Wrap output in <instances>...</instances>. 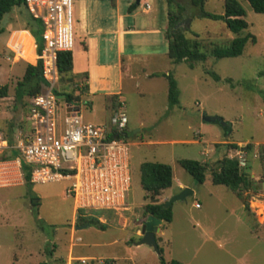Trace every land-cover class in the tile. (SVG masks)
I'll return each instance as SVG.
<instances>
[{
  "label": "rangeland",
  "instance_id": "rangeland-1",
  "mask_svg": "<svg viewBox=\"0 0 264 264\" xmlns=\"http://www.w3.org/2000/svg\"><path fill=\"white\" fill-rule=\"evenodd\" d=\"M192 1L176 0L170 5L168 0H142L137 8L141 18L154 16L157 26L167 22L171 10L183 8L177 28L188 40L199 42V50L207 60L171 63L169 72L180 93L175 107L169 103L166 75L141 80L139 89L127 91L124 108L131 144L128 206L121 211L76 212L74 199L67 196L70 181L26 186L20 165L14 161L2 164L3 158L10 155L6 151L0 156V264H160V251L144 245L137 247L142 239L145 208L154 202L165 203L185 189L194 194L172 206L173 221L164 223L157 235L159 250L167 263L264 264V15L255 13L247 1L236 0L245 9L249 24L247 30L236 35L224 21L203 16L223 15L225 0H202L198 4ZM119 3L128 13L129 3L135 1ZM146 3L152 8L151 16L141 14ZM27 13L24 6L15 8L5 17L0 35V86L9 89L8 97L0 99V135L14 144L24 132L28 117V107L17 102L16 90L29 62L35 60V46L28 33H21L25 46L17 53L25 60H16L7 43L12 32L26 29ZM248 35L256 37L257 42H249L242 56L215 58L216 50L228 49L236 38ZM158 68L162 70V64ZM80 107L86 123L101 122L86 103ZM65 113L63 108L62 118ZM204 115L222 118L231 125V131L226 132L219 123L204 122ZM201 137L214 142H245L236 152L245 148L247 167L243 171L252 181L251 175L258 177V193L245 188L235 193L228 187L214 186L209 172L205 183L198 184L179 161H208L210 172L217 167L219 161L212 160L217 157L202 156L205 146L191 143ZM220 147L224 155L227 148ZM256 152L258 158L254 157ZM145 163L173 168V188L155 201L146 198L141 186V166ZM246 202L253 215L250 219L244 209ZM86 216L99 221L105 229L89 224L77 230L88 224Z\"/></svg>",
  "mask_w": 264,
  "mask_h": 264
},
{
  "label": "built area",
  "instance_id": "built-area-1",
  "mask_svg": "<svg viewBox=\"0 0 264 264\" xmlns=\"http://www.w3.org/2000/svg\"><path fill=\"white\" fill-rule=\"evenodd\" d=\"M76 1L25 0L28 12L43 26L42 53H38L36 45L35 60L29 63L42 62L48 87L30 100L28 132H21L13 146L0 135V156L6 151H18V161L33 169V184L70 181L67 196L74 199L77 211H121L128 206L131 190V144L126 133L128 118L124 105L109 124H88L78 104L62 103L55 93L60 82L58 56L73 52L76 44ZM145 8L148 11L150 6L147 4ZM24 46L20 37L10 48L17 53ZM85 87L86 82L73 86L79 95ZM63 108L66 113L62 118ZM254 157L258 158L259 153ZM231 160L238 161L241 170L247 167L243 151Z\"/></svg>",
  "mask_w": 264,
  "mask_h": 264
},
{
  "label": "crops",
  "instance_id": "crops-1",
  "mask_svg": "<svg viewBox=\"0 0 264 264\" xmlns=\"http://www.w3.org/2000/svg\"><path fill=\"white\" fill-rule=\"evenodd\" d=\"M133 4L129 3L128 13H126L120 7L119 0H77L75 2L76 44L72 52V74L76 79L75 83L86 82L85 90L80 95L79 106L86 103L98 117L101 122L94 125L109 124L114 113L121 105H124L128 98L127 91L139 89L141 80H156L160 76L162 78L167 76L169 97V76H171L169 69L171 63L175 64L169 57V40L166 36L169 29V14L167 22L163 26H157L154 16L141 18L137 9L130 12ZM147 4L142 5L141 14L151 16L152 8L148 4L150 9L147 11L145 8ZM21 33H28L34 40L35 47L37 45L28 30L12 32L7 47L16 54V60L22 59L10 47L15 40L21 37ZM32 64L35 65V63ZM159 64H162V70H159ZM191 143L205 146L202 156L211 158L213 155L217 159L212 160L217 161L224 157L229 160L236 157V149L228 148L227 145L240 146L245 142L238 144L230 140L214 142L201 137L200 140ZM210 145H215V147L208 148ZM219 145L227 148L224 155L222 154L224 148L219 149ZM244 150L245 148L240 151L244 152ZM18 159L12 161L22 167L23 162L20 163ZM12 161L1 162L9 165ZM207 163L208 161H204L202 164ZM251 178L258 191L255 185L259 182L258 177L251 175ZM247 204L249 202L244 205L245 212H247ZM246 215L249 218L248 214ZM139 246L137 244V247ZM79 259L83 262L86 260V258H75L78 261ZM113 261L117 260L114 258Z\"/></svg>",
  "mask_w": 264,
  "mask_h": 264
},
{
  "label": "trees",
  "instance_id": "trees-1",
  "mask_svg": "<svg viewBox=\"0 0 264 264\" xmlns=\"http://www.w3.org/2000/svg\"><path fill=\"white\" fill-rule=\"evenodd\" d=\"M247 1L253 11L257 14L264 15V0H245ZM142 2V1H141ZM140 2V4H141ZM172 5L176 0H168ZM194 4L202 2V0H193ZM140 4H135L130 7V12L135 11ZM25 7V0H0V35L3 34V22L5 17L9 15L15 8ZM26 9V7H25ZM27 10V9H26ZM28 11V10H27ZM184 9L179 8L178 12H169V29L167 31V39L169 40V57L175 64L182 62H190L195 64L198 62H205L207 60L206 55L202 54L199 50L200 44L198 41L188 40L185 33L177 28V23L182 19ZM213 20L224 21L227 28L234 34L240 35L242 32L249 28V24L246 21L247 13L243 6L236 0H225L224 14L221 16H214L210 14H203ZM26 29L28 30L36 41L38 53L41 54L43 50V26L42 23L35 19L29 12L26 14ZM251 42L256 44V37L248 35L246 37L236 38L231 47L225 50H216L214 56L216 59L224 58H237L244 54L247 44ZM58 70L60 75L59 87L55 90L57 95H65L67 104H80L81 96L77 95V90L73 88L75 84V78L73 72V54L72 52H63L58 56ZM193 66V65H192ZM217 80L220 77L215 75ZM48 84L43 75V64L41 61L37 65L29 64L26 68L23 80L19 83L16 90V100L21 105L28 107V117L30 114V100L37 97L46 90ZM9 95L8 86H0V99L7 98ZM179 90L177 82L172 76H169V103L171 107H175L179 104ZM27 98V101L24 100ZM28 117L26 120V127L24 132L29 130ZM230 132V131H229ZM11 146H13V140H9ZM228 148L238 149V145H227ZM220 149V145L218 146ZM250 148V147H249ZM19 158V153L16 150H11L8 157L3 158L2 161H12ZM219 161L217 167L212 169L211 172L208 169V163L202 164L194 160H181L180 166L189 173L195 181L202 185L206 181V175L209 172L211 174L212 184L214 186H225L230 188L233 192H238L242 188L253 190L257 192L254 187V182L250 179V176L245 170L239 168V163L236 160H229L224 157ZM22 173L26 186L33 185L32 183V167L25 162L22 163ZM174 175L173 168L166 164L161 163H145L141 166V186L146 193V198L156 200L162 193L173 188ZM166 203V202H165ZM165 203L154 202L149 204L145 208L146 219L148 216L153 215L159 220L165 223H171L173 221V209L165 208ZM36 206V205H35ZM83 211V210H81ZM246 211L248 216L250 215L249 205H246ZM85 217V216H84ZM80 219H83V215H80ZM145 219V220H146ZM86 223L96 224L101 229H105L104 225H101L99 221L91 216H86ZM161 263L160 264H182L178 261H172L167 263L162 256L160 250Z\"/></svg>",
  "mask_w": 264,
  "mask_h": 264
},
{
  "label": "water",
  "instance_id": "water-1",
  "mask_svg": "<svg viewBox=\"0 0 264 264\" xmlns=\"http://www.w3.org/2000/svg\"><path fill=\"white\" fill-rule=\"evenodd\" d=\"M142 0H137V4H140ZM177 27V26H176ZM58 99L65 103L66 102V96L65 95H58ZM204 122L206 123H219L226 132L231 131V125L229 123H226L222 118L220 117H209L207 115H204L203 117ZM264 187V186H263ZM194 192L191 191L190 189H185L181 191L180 193L174 195L171 197L166 203H165V208L169 209L171 208L176 202L179 201H185L189 196L193 195ZM38 200L34 201V204H37ZM163 225V221L159 220L153 215L148 216L146 220L143 221L142 223V229H141V234H142V239L139 245H144V246H149L155 249L157 252H159V245L157 242V235L160 232V227ZM90 225L87 224L82 227H77L76 229H83L85 227H89Z\"/></svg>",
  "mask_w": 264,
  "mask_h": 264
}]
</instances>
